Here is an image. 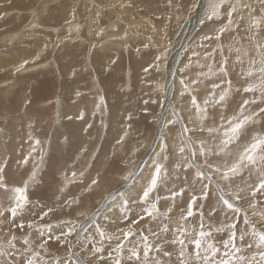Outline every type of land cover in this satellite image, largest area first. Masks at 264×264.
<instances>
[{
	"label": "rangeland",
	"instance_id": "374dc122",
	"mask_svg": "<svg viewBox=\"0 0 264 264\" xmlns=\"http://www.w3.org/2000/svg\"><path fill=\"white\" fill-rule=\"evenodd\" d=\"M85 1L88 4L86 8L82 5ZM119 1L120 3L118 0H0V26H6L0 32V55H2L0 58V159H8L9 175L15 186H20L28 180L29 169L35 167L37 172L36 182L29 183L28 186L29 203L18 211L15 219L9 212V208L14 206L11 193L0 191V251L5 253L0 255V264H28V260L33 256H36L37 264H57V261L61 264H112V260L116 258L114 248L117 241L115 239L101 241L95 231L96 225L108 235H119L129 227L135 226L141 234L149 237L153 245L161 248L160 252L153 250L148 257L150 261L158 260L161 264H181L180 245L174 241L184 238L178 234V228L181 226L188 228L190 231L188 238L185 239V258L193 260L194 264H205L203 258L199 261L195 260V243L192 239L193 236L199 238L201 220L205 231L211 232V236H206L204 240V247L200 249L202 257L206 253L207 245L214 244L219 252L211 258L212 264L227 259L238 264L241 257L246 261L253 250L248 249L245 243L237 241V246L240 248L237 253H232L231 248L224 247L228 241V227L232 218L220 211L221 205L217 202V193L211 192L208 200L198 199L199 208L192 206L190 201L194 196L199 195L200 185L196 184L193 187L183 181L182 174L179 179L175 174H171L168 181L160 187L161 219L141 221L136 225L135 219L140 213L138 206L133 205L123 219L116 215L115 210L109 211V206L113 201L119 203V197L132 181L129 174L135 173L137 178L140 169L145 168L147 163L145 161L150 156L148 154L153 144L161 138L160 121L167 118L168 110L172 113L173 109H178V101L172 100L176 79L179 81L181 77L186 79L190 77L200 81L195 86L202 91V94L198 95L200 99L209 95L213 81L223 83L220 81L221 74L218 71L223 61H227V67L230 69L228 79H231L233 88L244 83L245 77L241 73H246L253 65H255L253 70L258 71L264 60V19H262L264 8L260 5V0L255 1V5L252 4V0H227L220 9L219 18L206 21V25L199 26L197 18L200 15H205L206 18L213 0ZM216 2L218 3L219 0ZM193 4L198 7L194 8ZM61 5H69L67 13L69 16L65 21L42 22L47 14L57 15V12L51 11ZM229 5L236 9L231 16L232 24H228L225 11L229 9ZM243 8L247 11L245 12ZM11 19L15 21L12 22ZM257 19H262L259 29L253 27ZM222 27L225 31L220 34ZM193 28L196 29L195 32L200 33L207 29L208 32L198 41L192 42L191 38V41L188 40L189 43L184 45V40ZM38 32L41 34V40L34 36ZM206 34L214 37L219 34V39L205 40ZM5 40L8 42H4ZM9 43L10 49L7 51ZM197 44H199L198 49L194 48ZM191 48L195 49V53L188 52ZM22 52H27L29 55L23 56L20 54ZM177 52L180 54L172 65V59L176 57ZM197 53L199 55H195ZM63 55L68 57V61L63 59ZM11 56L15 59L19 58V61L10 65L8 58ZM24 61L29 63L17 72L16 69ZM65 61L74 66V71L72 70L70 75H66L63 68ZM193 61L198 62L194 64ZM189 64L190 67L186 68L185 65ZM209 67L216 73L215 75L209 73ZM114 69H117V72ZM145 69L150 70L145 71ZM70 84L76 89L85 90L82 93L83 100L90 101L91 106L96 107V115H92L96 119L93 124L95 135H90V143L82 148L78 157L75 154L78 151L77 144L75 141L69 143L68 140L73 136L68 137L65 154L61 156L64 163L60 159L61 166H66L67 169L63 170V168L59 175L54 176L58 173L55 172L52 161H49V153L56 155L51 143L57 140L64 130L66 132L65 122L70 117L76 116V109L80 105L77 99H70L71 94L76 97V91L68 89ZM141 88L146 90L144 99L148 102V108L145 110L141 108L142 102H136L137 95L141 94ZM110 91L112 99L109 97ZM117 91L125 101L138 107L141 114L140 123H134L133 120L124 123L116 116ZM181 98L189 101L187 96ZM240 99L239 94L234 95L235 103L230 104L226 109L228 116L232 114L235 104L239 103ZM30 108L36 117L32 116L28 120L27 111H30ZM19 111L23 112V116H19ZM177 111L182 116H187L185 122L188 120L194 122L193 110H185V113L181 109ZM64 114L68 116L65 117ZM224 114L226 115V112ZM61 124H64V129L59 128ZM123 124L133 132L131 135L133 138L128 142L124 141L127 136L124 139L118 137L120 128L127 131L122 127ZM11 126H15L16 129ZM81 126L89 129L88 125L82 122L80 125H74L77 129ZM173 126L164 127V135L168 141ZM260 127V124L256 125L257 129ZM137 129L140 130L138 134L134 133ZM175 130L181 143L170 146V151L175 155L170 157L167 162L169 165L179 155V147L183 146L178 125ZM28 131L33 135L26 139V143L30 145L25 147L22 141ZM188 135L191 136L192 133ZM196 136L208 138L207 133L198 132ZM36 140L40 141L39 145L35 143ZM193 141L198 147L195 136ZM215 142L209 140L210 146L214 147ZM34 150L39 153L34 155ZM29 153L31 157L35 156L33 163L31 162L32 164L27 168L20 166L16 162L17 156L21 160ZM120 154H123V163L116 161ZM58 164L59 161L54 167ZM169 171L174 173L172 168ZM93 179H98L99 183L93 185L89 192L86 189ZM47 183L50 186L46 188ZM223 183L221 182L222 185ZM181 189L183 195L173 197L172 194ZM76 198L81 203L72 204L71 207L65 203L66 200L71 201ZM189 207H192L194 212L192 217H187ZM48 208H53L54 211L41 219L43 211H47ZM244 210L248 212L249 219L255 223L258 230L264 229V223L260 218L261 213L264 212V204L252 209L245 203ZM65 219H71L79 229V234L74 236L70 245L55 238L59 235L56 225L63 224ZM90 222L93 224L88 225ZM18 224H23L24 227L19 228ZM164 226L169 228L167 233L163 232ZM238 227L244 231L247 226L240 223ZM155 233L160 234L159 238L154 235ZM13 236H15L14 241ZM134 239L139 240V236ZM246 239L253 238L249 236ZM24 240H29V244H24ZM12 244L15 246L12 247ZM131 246L126 244L123 264H140L131 257L128 251ZM96 247H101L103 251L94 254ZM226 251L232 255L226 256ZM165 252H170L171 256L165 255Z\"/></svg>",
	"mask_w": 264,
	"mask_h": 264
},
{
	"label": "snow or ice",
	"instance_id": "6c2138e0",
	"mask_svg": "<svg viewBox=\"0 0 264 264\" xmlns=\"http://www.w3.org/2000/svg\"><path fill=\"white\" fill-rule=\"evenodd\" d=\"M225 2L226 0H219L217 3L216 0H213L210 11L206 13V18L201 23L219 18L220 9ZM260 3L264 8V0H260ZM193 7H198V5L193 4ZM225 11L228 24H232L231 16L236 11L235 7L229 5V9ZM262 19H257L253 27L259 29ZM223 31H225V28H220V34ZM213 38L219 39V34L215 37L205 35V40H212ZM209 55L212 54L209 53ZM28 63L29 61H24L16 71H21ZM185 67H190V64L185 65ZM254 67L255 65L249 68L246 73H241L245 77L244 83L233 88L231 79H228L230 69L227 67V61H223L218 68L221 74L220 81L223 83L213 81L209 95L200 99H198L199 94L195 87L200 81L190 77L187 79L181 77L178 81L180 86L179 95L189 98L190 109L194 111L199 121L198 125L190 127L189 124L192 122H185L187 117L182 116L179 111L173 109L171 118L165 120V126H179L183 143V146L179 147V155L171 165L167 163L175 153L170 151L167 137L162 134L158 151L153 154L150 163H146L147 172L145 173V169L141 168L140 172L144 175H141L138 179L135 173L129 174L132 177L129 192L121 194L119 203L113 201L109 211L115 210L116 215L123 219V216L128 215L131 207L136 205L140 208L139 216L135 219L136 225H139L141 221L161 219L160 187L168 181L171 174H175L178 179L182 174L183 181L188 182L193 187L196 184L200 185L199 195L194 196L190 201L192 206L199 208L197 200H208L211 192L215 191L217 202L221 205L220 211L224 212L226 216H231V223L228 227L229 237L224 247L226 249L231 248L232 253H237L240 251L237 246L239 240L245 243L248 249L253 250L250 258L245 261L241 257L238 264H264V229L258 230L255 223L249 219L248 212L244 210L245 203L252 209L264 204V60H262L258 71H254ZM149 70L145 69V71ZM209 73L211 75L216 74L211 67H209ZM235 94H239L241 99L239 103L235 104L232 114L226 116L224 112L227 107L235 103ZM80 119H84L83 115H80ZM128 119L131 121L132 116H128ZM208 121H211V123L209 124ZM257 124L261 125L259 129L256 128ZM88 127L91 128L92 125L89 124ZM198 132L201 134L207 133L208 138L196 136ZM188 133H192V135L190 136ZM194 136L198 141V147L195 146L193 141ZM209 140H218L219 143L213 147L210 146ZM35 143L39 145L40 141L36 140ZM30 158L31 153L18 163L27 166ZM170 168L174 170V173H170ZM29 173L27 181L20 186H15L9 175L8 159H0V191L11 193L14 206L9 208V212L13 219L17 216L18 211L29 203L28 186L29 183L36 182L37 172L35 167L29 169ZM125 179H129V177H125ZM140 181L144 182L140 183ZM221 182H224L223 185ZM98 183V179H93L86 190L90 192L92 186ZM172 195L173 197L183 195V190L174 192ZM65 203L68 207H71L73 203L78 204L79 199L66 200ZM53 211V208L43 211L41 219ZM253 214L255 215V212ZM193 215L192 207H189L187 217ZM202 215L203 213H201ZM260 218L264 223V212L261 213ZM240 223L247 226L244 231L239 229L238 224ZM17 226L19 228L24 227L23 224ZM31 226L29 225V227ZM56 227L59 229V235L55 238L69 245L73 242L74 236L79 234V229L71 219H65L63 224H58ZM217 230L219 231V229ZM95 231L101 241L105 239L109 241L115 239L117 241L114 248L116 258L112 260V264H123L126 244L132 245L128 251L131 257L139 261L140 264H161L158 260L150 261L148 259L153 250L160 252L161 248L153 245L149 237L141 234L135 226L129 227L119 235H108L99 225H96ZM168 231L169 228L164 226L163 232L167 233ZM189 231L188 228L181 226L177 229V232L184 238L174 241L180 245L181 264H194L193 260L185 258L184 252L185 239L188 238ZM154 235L159 238L160 234L155 233ZM136 236H139V240L134 239ZM206 236H211V232L205 231L201 220L199 238L192 237L195 243V260L199 261L203 258L205 264H212L211 258L218 254L219 249L214 244H208L206 253L202 257L200 249L204 247ZM249 236L253 239H246ZM12 240H15V236L12 237ZM24 244H29V240H24ZM11 246L14 247L15 245L12 244ZM102 251L101 247H96L94 254ZM232 253L226 251L225 255L230 257ZM4 254L3 251H0V255ZM165 255L171 256V253L165 252ZM28 264H37L36 256L30 258ZM57 264H61V262L57 261ZM218 264H234V262L227 259L219 261Z\"/></svg>",
	"mask_w": 264,
	"mask_h": 264
},
{
	"label": "bare ground",
	"instance_id": "6f19581e",
	"mask_svg": "<svg viewBox=\"0 0 264 264\" xmlns=\"http://www.w3.org/2000/svg\"><path fill=\"white\" fill-rule=\"evenodd\" d=\"M110 1H112V0H110ZM227 1V0H226ZM255 1L257 2V0H252V4L253 5H255ZM107 2V1H106ZM118 2L120 3V1L118 0ZM139 1H137V3H138ZM244 3V2H243ZM102 4H103V2H102ZM237 4V3H236ZM83 5V7L85 6V8H86V5H88L87 3H86V1H85V3H83L82 4ZM261 5V4H260ZM46 6H48V5H46ZM241 6V5H240ZM68 7H69V5H65V6H59L58 8H56L55 10H52L51 12H53V11H55V12H57V15H55V14H53V13H50V15L49 14H47V16H46V18L45 19H42V22L44 21L45 23H52L53 21H57V20H60V21H65V19H67L68 18V16H67V13H68ZM95 7V6H94ZM111 7V6H110ZM177 7V6H176ZM251 8V7H250ZM249 9V8H248ZM243 10L246 12L247 11V9L245 10L244 8H243ZM90 12V11H89ZM33 13V12H32ZM91 14V13H90ZM246 14V13H245ZM252 14V13H251ZM254 15V14H253ZM64 16V17H63ZM67 16V17H66ZM86 16V15H85ZM89 16V15H88ZM87 16V17H88ZM110 16V15H109ZM82 17V16H81ZM96 17V16H95ZM111 18H112V16H110ZM84 18V17H83ZM203 18H205V15H200L198 18H197V22L199 23V26H204V25H206L207 23L205 22V23H201V21H203V20H205V19H203ZM15 19V18H14ZM12 20V22L13 21H15V20ZM37 19V18H36ZM87 19V18H86ZM85 19V20H86ZM245 19V18H244ZM80 20H81V18H80ZM82 21H84V19L82 20ZM250 21H252V20H250ZM33 22H35V21H33ZM58 22V21H57ZM56 24V23H55ZM218 24V23H217ZM36 25V24H35ZM38 25V24H37ZM190 27V26H189ZM6 28V26L5 27H3V26H0V32L3 30V29H5ZM197 28V27H196ZM76 29V28H75ZM190 29H191V27H190ZM242 30H243V28H241ZM25 30H26V28H25ZM31 30V29H30ZM193 31L190 33V35L184 40V42H183V44L185 45V43L187 44V43H189V42H187L188 40L189 41H191L190 39L192 38V42H194V41H198L201 37H202V35L204 34V33H206V32H208V29L205 31H202V32H195L196 31V29H192ZM9 31V30H8ZM7 31V32H8ZM16 32H17V30H16ZM24 32V31H23ZM26 32V31H25ZM18 33V32H17ZM241 33H243V32H241ZM1 34V33H0ZM91 34V33H90ZM138 34V33H137ZM119 35V34H118ZM123 35V34H122ZM121 35V36H122ZM14 36H16V34L14 35ZM23 36V35H22ZM34 36L35 37H37V39L38 40H41V34L38 32V33H35L34 34ZM61 36V35H60ZM140 36V35H139ZM148 37V36H147ZM123 38H125V37H123ZM9 38H7V40H8ZM15 39V38H14ZM136 39V38H135ZM145 39H147V38H145ZM4 42H6V40L4 41ZM8 42V41H7ZM6 42V43H7ZM43 42V41H42ZM122 43V42H121ZM161 44V43H160ZM6 46L8 45V44H5ZM12 45V44H11ZM162 45V44H161ZM43 46V45H42ZM160 46V45H159ZM258 46H256V48H257ZM43 48H45V46L43 47ZM194 48H196V49H198L199 48V44H197V45H195V47ZM8 49H10V43H9V46L7 47V51H8ZM185 49V48H184ZM35 52V51H34ZM42 52V51H41ZM189 53H192V52H194L195 53V49H189V51H188ZM30 53V52H29ZM39 53V52H38ZM43 53V52H42ZM21 55L23 54V56H28L29 54L27 53V52H22V53H20ZM40 54V53H39ZM106 54V53H105ZM180 53H176V57H174L173 59H172V65L173 64H175V62H176V60L178 59V55H179ZM238 54V53H237ZM41 55V54H40ZM73 55V54H72ZM104 55V54H103ZM102 55V56H103ZM107 55V54H106ZM260 56V55H259ZM21 57V56H20ZM0 58H2V55H0ZM32 58H33V56H32ZM9 60H10V65L12 64V63H15L16 61L18 62L19 61V58L18 59H15L13 56H11L10 58H8ZM63 59H66L67 61H68V57L67 56H65V55H63ZM6 60V59H5ZM72 59H70V61H71ZM206 60V59H205ZM67 61H65L64 63H63V68H64V70H65V72H66V75H70L71 74V72H72V70L74 71V66H72V63H68ZM100 61H102V60H100ZM113 62V61H112ZM194 62V61H193ZM198 61H196V62H194V64L195 63H197ZM1 63V62H0ZM100 64H101V62H99ZM4 65V64H3ZM77 65V64H76ZM80 65V64H79ZM136 65V64H135ZM197 65H199V63L197 64ZM0 66H1V64H0ZM175 67V66H174ZM182 68V67H181ZM103 69V68H102ZM110 69H112V68H110ZM114 70H116V72H117V69H114ZM127 70V69H126ZM107 71L108 70H106L105 71V73H107ZM115 72V73H116ZM111 74H112V72H110ZM114 73V74H115ZM133 75V74H132ZM172 76V75H171ZM116 77V76H115ZM111 78H113V76H111ZM115 80V79H114ZM68 81H69V79H68ZM178 79H176V83H175V85H174V90H173V93H172V100H174V101H178V104L177 105H179V107H178V109H181L184 113H185V110H188V111H192L191 109H190V102L188 101V100H184L183 98H181L179 95H178V92L180 91V86H179V84H178ZM68 89L70 90V91H76V97L73 95V94H71V96H70V99H77V101L79 102L78 104H80L79 105V107L76 109V112H75V114H76V116H74V117H70L69 119H68V121L67 122H65V125L66 126H64V127H66V132H65V130H64V132L63 131H61V132H63L61 135H59L58 137H57V140H55V141H52V143L51 144H53L52 145V149L53 150H55V154L56 155H53V154H51V153H49V161H52V163H53V168L56 170L55 172L56 173H58V174H56V175H54V176H57V175H59V173L60 172H62L63 170H66L67 169V167L66 166H61V163L64 161V160H62L61 159V156L63 155L64 156V154H65V149H66V145H67V142H66V139L68 138V137H70V136H73V138H71V139H69L68 140V142L70 143V142H73V141H75L76 142V144H77V150L78 151H76L75 152V154H76V157H78V156H80L81 155V152H82V148L84 147V146H88V144L90 143V135H92V136H94L95 135V130H94V126H93V124H94V122H95V118H93V116L92 115H96L95 114V111H96V107H92L91 105V103H90V101H85V100H83L84 99V96L82 95V93H84L85 92V90H83V89H76L74 86H73V84H70L69 86H68ZM198 90V94H202V91L201 90H199V89H197ZM140 95L138 94L137 95V98L138 99H136V102H142L141 103V108L142 109H147L148 108V102L147 103H145L147 100H145L144 99V97H146V90L145 89H143V88H141L140 89ZM42 94H44V93H42ZM70 93H68V95H69ZM171 94V93H170ZM82 95V96H81ZM112 92L110 91V94H109V97H110V99H112ZM39 96H41V95H39ZM43 96V95H42ZM41 96V97H42ZM23 97V99H25V96L23 95L22 96ZM115 97H116V99H115V102L116 103H118V108H117V111H116V116H118V117H120L121 118V121H123L124 123H127V121H129V119H128V116H132V120H133V122L134 123H140L141 122V114L139 113V110H138V107L136 106V105H131V103L130 102H127V101H125V99L123 98V97H120V92L119 91H117V93L115 94ZM143 97V98H142ZM9 98V97H8ZM13 99V98H12ZM78 99H80V100H78ZM81 101V102H80ZM62 102H63V100H62ZM71 102V101H70ZM22 104H23V102H22ZM41 104V103H40ZM71 104V103H70ZM120 107H121V109H120ZM131 107V108H130ZM170 107V106H169ZM76 108V107H75ZM171 108V107H170ZM4 109V108H3ZM177 109V108H176ZM177 109V110H178ZM7 111V110H6ZM14 111V110H13ZM13 111H11V112H13ZM36 111H37V109H36ZM65 112V111H64ZM226 112V116H228V113H227V110L225 111ZM68 112H66V114H67ZM5 114H6V112H5ZM66 114H64V116L66 115ZM84 114V119H80V115H83ZM19 116H23V112H20L19 111ZM33 116V118H35L36 117V114L35 113H33L32 112V108H30V111L28 110L27 111V119L29 120V119H31V117ZM68 116V115H67ZM67 116H65V117H67ZM185 116H186V114H185ZM194 116V118H195V120H194V122H192L190 125H191V127H195V126H197L198 125V123H199V121L197 120V117H196V115L194 114L193 115ZM61 117V116H60ZM143 117V116H142ZM187 117V116H186ZM171 118V112H170V110H168V113H167V118L166 119H164V120H162V121H160V124L162 125L161 126V129H162V133H161V135L163 134L164 135V127H165V120H167V119H170ZM60 120L62 119V118H59ZM67 119V118H66ZM118 119V118H117ZM188 119V118H187ZM12 120V119H11ZM11 120H9V121H11ZM26 120V119H25ZM25 120H24V122H22L23 123V127H24V124H25ZM63 121H64V119H62ZM217 120H218V116H217ZM8 121V123H10ZM20 121H22L21 119H20ZM62 121V122H63ZM82 122V124L83 123H85V125H89V124H91L92 125V127L91 128H89V129H84V127L82 128V126L81 127H79L78 129L77 128H75L74 127V125H76V124H78V125H80V123ZM189 121V120H188ZM28 122V121H27ZM120 122V121H119ZM123 122H120V123H123ZM14 123V122H13ZM208 123L210 124L211 122L210 121H208ZM36 124V123H35ZM60 124V123H59ZM164 124V125H163ZM14 125V124H13ZM16 125H18V123L16 124ZM28 125V124H27ZM63 125L64 124H61V126L59 127L60 129H62L63 128ZM132 125V124H131ZM21 126V125H20ZM26 126V125H25ZM12 127H14L15 128V126H11V128ZM19 127V126H18ZM35 127V126H34ZM122 127H124L127 131H123L122 130V128H120V131H119V134H118V137L120 136L121 138H125L126 136H127V139H125L124 141H126V142H128V140L129 139H131L132 140V138H133V136H131L132 134H133V132H132V130L131 129H129V128H127V126L125 125V124H123V126ZM140 127V126H139ZM175 127H176V125H174L173 126V128H172V134H170L171 135V137H170V139H169V137H168V139L170 140V141H168L167 140V142L169 143V146H176V145H178V144H180L181 142L179 141V139H178V136H177V132H176V130H175ZM5 128V127H4ZM58 128V127H57ZM16 129V128H15ZM31 129V128H30ZM59 129V130H60ZM64 129V128H63ZM22 130H23V128H22ZM9 131V130H8ZM15 131V130H14ZM39 131V130H38ZM60 132V133H61ZM139 133L140 132V130L139 129H137V131H134V133ZM2 133V132H1ZM7 133V132H6ZM5 133V134H6ZM12 133V132H11ZM17 133V132H16ZM57 133H58V131H57ZM118 133V132H117ZM127 133L128 134H130V135H127ZM24 134V133H23ZM36 134V133H35ZM10 135V134H9ZM12 135V134H11ZM33 134L31 133V132H27L26 133V137L24 138V140L22 141V144H24V146L25 147H28L30 144H28V143H26V139H29L31 136H32ZM169 135V136H170ZM54 136H55V134H54ZM9 138V137H8ZM34 138V137H33ZM54 139V138H53ZM159 139V138H158ZM16 142V141H15ZM29 142H30V140H29ZM160 142H161V138L159 139V140H157L156 141V143H154L153 144V148L151 149V151H150V153H152V154H148V155H150L149 157H148V160L147 161H145V162H147V163H150V161H151V159L153 158V154L158 150V145L160 144ZM219 143V141L218 140H216V142H215V146L217 145ZM75 144V143H74ZM11 145H12V143H11ZM71 146H72V144H71ZM13 147V146H12ZM6 148V147H5ZM9 149V148H8ZM7 149V150H8ZM11 149V148H10ZM9 149V150H10ZM33 149H35L34 147H33ZM172 149H174V148H172ZM6 150V149H5ZM26 150V149H25ZM12 152V151H11ZM25 152V151H24ZM34 155H36V153H39V152H35V150H34ZM41 153V152H40ZM91 153V152H90ZM83 154H84V152H83ZM124 155H125V152H124ZM15 156H17V155H15ZM66 156V155H65ZM123 154H120L119 156H118V158L116 159V161H118V162H124L123 161ZM126 158V157H125ZM34 159H35V156H32L31 158H30V160H29V164H32L33 163V161H34ZM60 159L62 160V162H60ZM20 161V159L18 158V156H17V159H16V162L18 163ZM58 161H59V164H58V166H56V167H54L57 163H58ZM67 161V160H66ZM32 162V163H31ZM49 163V162H48ZM64 163V162H63ZM28 164V165H29ZM28 165L27 166H24V167H28ZM21 166V165H20ZM23 166V165H22ZM101 166V165H100ZM64 168V169H63ZM63 169V170H62ZM101 169V168H100ZM145 173L147 172V168H146V166H145ZM62 170V171H61ZM106 170H107V168H106ZM97 172V171H96ZM104 172V171H103ZM101 173H102V171H101ZM141 175H144V173H139L138 174V176H137V179L141 176ZM46 176V175H45ZM48 176V175H47ZM81 176V175H80ZM57 178V177H56ZM55 178V179H56ZM50 180V179H49ZM58 180V179H57ZM56 181V180H55ZM76 181V180H75ZM91 181V180H90ZM46 182V181H45ZM144 181H140V183H143ZM50 186V184H48L47 183V185H46V188L47 187H49ZM129 192V185L125 188V190H124V193H128ZM119 199H120V197H119ZM79 203H81L80 201H79ZM111 203V202H110ZM73 204H75V203H73ZM110 207V206H109ZM96 220L98 219V218H95ZM92 221V220H91ZM95 222V221H94ZM90 224H93V222H90L88 225H90ZM86 226H87V224H86ZM84 230H85V228H84ZM77 264H79V263H77Z\"/></svg>",
	"mask_w": 264,
	"mask_h": 264
}]
</instances>
